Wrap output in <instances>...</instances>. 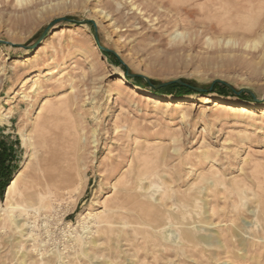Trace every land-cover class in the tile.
<instances>
[{"label":"rangeland","instance_id":"374dc122","mask_svg":"<svg viewBox=\"0 0 264 264\" xmlns=\"http://www.w3.org/2000/svg\"><path fill=\"white\" fill-rule=\"evenodd\" d=\"M0 39V201L37 166L45 101L67 102L86 172L74 199L22 201L23 229L0 206V264H263L240 228L264 226V0H0Z\"/></svg>","mask_w":264,"mask_h":264},{"label":"bare ground","instance_id":"6f19581e","mask_svg":"<svg viewBox=\"0 0 264 264\" xmlns=\"http://www.w3.org/2000/svg\"><path fill=\"white\" fill-rule=\"evenodd\" d=\"M52 73L53 72L48 71L46 75ZM58 74H60V72ZM37 83L38 82H36V84ZM161 97H164V95H161ZM194 98V95H189L182 101L186 102ZM52 103L49 101H45V104L42 106V109L35 121V142H29V146L35 145L34 148L37 149V152H39L36 168L29 170L30 168H28L27 166V169L23 168L22 170H20L8 185L5 201H0V206H4L5 209L10 213V215L8 214V219L12 224L15 225L17 229H23V227L25 226V223H21V220L18 219L17 215L14 214V209L20 207L22 201L31 200L38 192L42 194H48L51 200L54 201L62 200L65 197L66 193L69 192L72 194L71 198L74 199L75 195H80L83 191L82 175L86 172L84 171V168H82L81 160L79 161L78 159V154H80V152L76 149L77 145L80 143V132L75 127L74 120H71L70 125H66V123L60 116L62 111L68 110L67 102L65 103L62 101L60 102V104ZM250 105H252V102L245 101L240 104L238 108L239 110H243L244 107ZM185 114L186 112H183L181 116L182 119H185L187 117V115ZM0 118H2V116H0ZM29 140H31V137H29ZM27 141L25 142L26 144ZM139 153L141 156H144V154H142L141 152ZM32 156L33 154H31V158ZM144 160L146 161V159ZM145 161L142 162L143 165L145 164ZM136 188V185H134V183H132L131 181L129 182L120 180L115 185V197L117 200L122 201V203L124 200L127 201L131 198L134 199L136 198V194H134V190H136ZM119 201H115L114 205L111 204L108 209H106L105 211H101L102 213L100 219L95 220L94 222V226L96 225L97 229L108 228L110 224H113V220L119 217H125L122 212H119L120 208L122 207V204ZM142 202L139 201L138 205L141 208L149 209ZM93 213L94 212L89 210L83 218L87 219L100 214V212H95L94 214ZM161 213L159 211L153 213L154 217L156 218H154L155 221L158 220L157 223L162 218ZM88 228H90V224L87 222L84 225V229ZM240 229H248L249 235L258 237L264 242V226L256 229L253 228V226L249 223L248 225L244 224ZM248 244L254 245L249 241ZM261 254L259 258H262L263 254Z\"/></svg>","mask_w":264,"mask_h":264},{"label":"water","instance_id":"95a60500","mask_svg":"<svg viewBox=\"0 0 264 264\" xmlns=\"http://www.w3.org/2000/svg\"><path fill=\"white\" fill-rule=\"evenodd\" d=\"M66 19H67V18L62 17V18H58V19L54 20L53 22H51V23L48 25V27L46 28V30L43 32V34H42V36H41V39L44 38L45 34L48 32V30H49V29H50L55 23H57V22H59V21H62V20H66ZM95 35H97L96 30H95ZM0 43L12 44L11 42L4 41V40H1V39H0ZM100 48H101L102 50L110 51V52L115 53L113 50L108 49V48H105V47H103V46H100ZM146 79L149 81L148 78H146ZM176 82L179 83L180 85H186V84H185L183 81H181V80H177ZM166 84H169V83H166ZM194 89L197 90V91H202L201 88H197V87H195Z\"/></svg>","mask_w":264,"mask_h":264},{"label":"trees","instance_id":"16d2710c","mask_svg":"<svg viewBox=\"0 0 264 264\" xmlns=\"http://www.w3.org/2000/svg\"><path fill=\"white\" fill-rule=\"evenodd\" d=\"M105 53H107V54L111 55L112 57H115V58H116V56H115L113 53H111V52H105ZM174 87H175V88H181V89H185V90H187V91H190L188 88H186V87H181V86H179V85H177V84H176ZM4 148H5V147H4ZM5 151H6V150L3 149V150L0 152V172H2V173L6 176V175L9 174V169H8L7 166L5 165V162L7 161V158L5 157V154H6Z\"/></svg>","mask_w":264,"mask_h":264}]
</instances>
